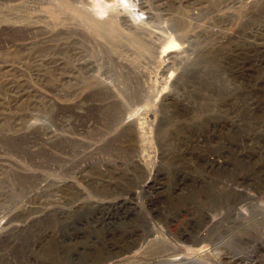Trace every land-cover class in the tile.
Returning <instances> with one entry per match:
<instances>
[{"label":"rangeland","instance_id":"obj_1","mask_svg":"<svg viewBox=\"0 0 264 264\" xmlns=\"http://www.w3.org/2000/svg\"><path fill=\"white\" fill-rule=\"evenodd\" d=\"M103 24L115 33L98 34ZM237 81L264 90V0H0V264H160L196 254L195 264H264V223L253 216L264 207V180L247 189L227 183L252 204L237 208L239 226L225 233L220 228L235 212L212 208L210 197L193 198L205 165L180 166L169 155L184 145L179 132L211 119L232 130L223 140L216 129L204 146H192L194 155L229 154L225 141L248 134L264 138V127L236 129L243 115L232 107L214 111ZM217 91L220 100L208 104ZM116 104L124 125L101 141ZM186 109L193 112L183 115ZM128 126L144 154L130 178L126 163L116 167L117 155L94 153L119 145L111 139ZM246 144L239 147L249 161L238 171L260 176L264 154ZM43 164L50 168L42 172ZM106 168L121 177L94 175ZM178 174L189 180L180 201ZM47 184L68 192L42 195L38 186ZM116 204L121 210L102 222ZM138 234L144 239L123 247ZM106 245L113 256L97 247Z\"/></svg>","mask_w":264,"mask_h":264},{"label":"bare ground","instance_id":"obj_2","mask_svg":"<svg viewBox=\"0 0 264 264\" xmlns=\"http://www.w3.org/2000/svg\"><path fill=\"white\" fill-rule=\"evenodd\" d=\"M246 1H250V0H246ZM241 2V1H240ZM242 2H244V0H242ZM255 11V10H254ZM253 11V12H254ZM258 11V10H257ZM29 28V27H28ZM107 28H109L107 30ZM109 32L110 35L113 31V33H115L114 30H112V28L110 27V24H103V27L101 28H97L96 32L98 34L100 33H106ZM250 31V30H249ZM256 32V31H255ZM263 32V31H262ZM117 33V32H116ZM109 35V34H108ZM109 35V36H110ZM169 36H171L170 34H168ZM240 35V34H239ZM114 37V36H113ZM246 37V36H245ZM173 47V46H172ZM169 47V48H172ZM168 52H172V50L168 51ZM246 58V57H245ZM230 59V58H229ZM247 59V58H246ZM235 60V59H234ZM249 60V59H248ZM262 60V59H261ZM222 61V60H221ZM229 64V63H228ZM243 64V63H242ZM220 66V65H218ZM257 67V66H256ZM252 68V67H251ZM215 69V68H214ZM240 69V68H239ZM261 69V68H260ZM241 70V69H240ZM236 71V70H235ZM238 71V70H237ZM210 72V71H207ZM254 74V73H253ZM252 76V74H251ZM221 78V77H220ZM242 78V77H241ZM198 79V78H197ZM220 80V79H219ZM236 80V79H235ZM234 80V81H235ZM198 81V80H197ZM200 81V80H199ZM209 82V81H208ZM237 87L234 88H229V98H225L222 100L221 104L218 106V104L216 106H218V111L214 109L215 113L220 115V113H222V110H226V108L228 107H232V109H235L234 113L236 116H241L243 115L242 120H240L241 122L237 125L236 129H244L246 130V132H252V131H258L259 129H262L264 127V90L263 89H258V90H254V89H248L247 86L244 85L243 81L238 82L237 81ZM179 85V84H178ZM200 85V84H199ZM244 85V86H243ZM201 86V85H200ZM203 86V85H202ZM207 87V86H205ZM217 87V86H216ZM231 87V85H230ZM256 87V86H255ZM196 88V87H195ZM263 88V87H262ZM210 89V88H209ZM191 90V89H190ZM220 91V90H218ZM217 91V92H218ZM220 93H213L209 96V100H208V104L210 102H212L213 104V100H220ZM204 95V94H203ZM206 95V94H205ZM204 98V97H203ZM175 99V98H174ZM187 102V101H186ZM170 103V102H169ZM118 104H116L117 106ZM114 108L117 110H115L112 113V118L109 120V122L107 123L108 126L105 127V131L102 133H99L97 135V137L101 138V141H104L107 139V137L109 136V134H111L112 132H114V130L116 131V129L123 127L124 123H123V119L121 120V109L118 105V108L114 106ZM185 110V109H184ZM232 110V111H233ZM231 111V112H232ZM192 109H186V111L183 112V115L188 116L190 113H192ZM126 114V113H125ZM233 114V112H232ZM206 116V115H205ZM201 117V116H200ZM214 117V116H213ZM234 117V116H233ZM188 118V117H187ZM207 118V117H206ZM221 118V120H220ZM217 118L218 122L222 121L223 118L220 117ZM174 119V118H173ZM216 119V118H215ZM199 120V119H198ZM130 121V120H129ZM238 121V119H237ZM131 122V121H130ZM129 122V123H130ZM224 122V121H223ZM223 122H219L215 125V120L211 119L208 121H204V127L200 128V126L198 125H192L190 128L184 129L185 132L184 134L182 132H177L178 136H181V134L183 135L182 138H180L181 142L184 143V145L179 146L178 151L175 153L170 154L169 152H163V159L166 158V154L169 153L170 155V159L176 161L177 163H179V165H188V163L193 162L194 164H204L205 168L207 169V173H206V177L197 182V190H196V195L193 198H202V196L204 197H210L212 198L214 204H210V206L212 208H216V209H223L228 211V214H231L232 211L235 212V214H233L231 216V219L229 221V223L224 226V228H220L221 231H225V233L228 232H233L232 229H236L239 224L237 223L236 218H240V216L238 215L237 208L243 204H250V199L246 198L244 193H240L237 192L236 190L232 189L229 187V185L227 183H232L233 185H236L238 187L241 188H251L253 186V182L257 179L260 180H264V166L260 167V172H257L260 176H256V177H250V176H246V175H242V173H239L238 169H242L244 168L243 164L247 161H249V157H247V155L245 154V150L241 149L239 147V145H241V143H257L256 144V152L259 153L260 155L264 154V138L260 137V138H256V136L248 134L247 136H242L245 137V139H243L242 137H240L234 144L231 141L226 140L225 142L229 144L228 146V152H231L229 154H225L222 152H213L210 155H206V154H202V151H199L200 154L199 156L194 155V152L192 151V146L193 149L197 148L194 145H197L199 147L204 146L206 140L210 137V135H213V131H215L217 129V133L219 134V136L221 138H223V134L224 132H228L230 130H232V127H228L225 123ZM69 123V122H68ZM132 124V123H131ZM135 124V123H134ZM126 125V124H125ZM136 125V124H135ZM232 126V125H231ZM71 128V127H69ZM117 129V130H118ZM81 131V130H79ZM129 131V126L125 127L123 132H120V137H114L111 140L112 142H116V140L120 139L119 141V145H113L114 147H110L107 149V147L104 145V147H99L96 148L95 150V154H100L101 152H111L115 155H117V157L119 158L118 161V165L116 166L119 168V165H123L125 164L126 170L127 172H125L126 174V178H130V177H135L136 175V169L142 165V154L141 153V149L139 150L138 148V143H137V138H134L133 135H129L127 134V132ZM180 131V130H178ZM243 132V131H242ZM81 134V133H80ZM180 134V135H179ZM230 135H236V131L235 132H230L228 133ZM238 134V133H237ZM263 135V134H262ZM214 136V135H213ZM81 137V136H80ZM232 137V136H231ZM79 138V137H78ZM178 138V137H177ZM220 138V139H221ZM46 139V138H45ZM171 139V138H170ZM216 139V138H215ZM222 140V139H221ZM220 140V141H221ZM224 140V138H223ZM90 141V140H89ZM94 141H96V137L94 136ZM83 142V141H81ZM139 142V140H138ZM181 143V144H182ZM91 144V143H90ZM141 144V143H140ZM248 145V144H246ZM71 146V145H70ZM80 147V146H79ZM82 147V146H81ZM94 147V146H93ZM36 148V147H35ZM74 148V147H73ZM184 149V150H183ZM240 149V151H239ZM86 150V149H85ZM84 150V151H85ZM168 150V149H167ZM33 151V150H32ZM72 151V149H71ZM74 151V150H73ZM170 151V150H169ZM251 151V150H250ZM55 152V151H54ZM182 155L179 158V155H177L178 153H181ZM254 152V151H253ZM252 152V154H253ZM255 152V154H256ZM73 154V153H72ZM85 154V153H84ZM258 154V155H259ZM75 155V154H74ZM91 155V154H90ZM110 156V155H109ZM22 157V156H21ZM65 157V156H64ZM82 157V155H81ZM97 157V156H96ZM103 157V156H102ZM236 157L239 159V163L240 165L238 167H234L233 166V160L232 158ZM196 158V159H195ZM78 159V158H77ZM103 160V159H102ZM113 160V159H112ZM168 160V159H167ZM43 161V160H42ZM75 161V160H73ZM116 162V161H115ZM46 163V162H45ZM72 164V163H71ZM67 166V165H66ZM184 166V168L186 167ZM41 170H43L42 172H44L45 170L50 168V165L46 164V165H42L40 166ZM246 168V167H245ZM188 169V168H185ZM85 170H81L78 172V175L83 176ZM152 171V169H151ZM77 172V171H76ZM86 172V171H85ZM22 173V172H21ZM31 173V172H30ZM120 171H116L115 169H110V168H106L105 172H101L97 174H94L98 177H107L109 178L111 181L113 179H116L117 177L120 176ZM175 173V172H174ZM180 173V172H179ZM195 173V172H194ZM181 175L184 173H180ZM42 175V174H41ZM93 175V174H92ZM108 175V176H105ZM176 175V173H175ZM174 175V176H175ZM190 175V174H189ZM188 175V176H189ZM198 175V174H197ZM155 176V175H154ZM177 176V175H176ZM175 176V181L177 183V191L179 192L178 195L176 194L175 200H183L185 199L184 197H182L183 195H179V194H183V192L188 191V186H189V180L183 179L180 177V180L178 178H176ZM196 176V175H195ZM199 176V175H198ZM121 177V176H120ZM97 179V178H96ZM46 180V179H45ZM99 180V179H98ZM101 180V179H100ZM49 182V181H48ZM47 182V183H48ZM110 182V181H109ZM63 183V182H62ZM65 183V182H64ZM113 183V182H111ZM148 183V182H147ZM99 184V183H98ZM14 186V185H13ZM114 185L110 184L107 186L105 185L104 187H108L110 190H117V188H113ZM55 187V185H41L38 186V191L41 192L42 195L48 196L49 194H55L56 192H62V191H67V187L65 186V188H58L56 189L53 188ZM196 187V186H195ZM21 188V187H20ZM152 191L155 190V187H151ZM70 189V188H69ZM237 189V188H236ZM264 189V187H262V190ZM30 190V189H29ZM118 190H121V188H118ZM157 191H159V188H156ZM143 193L145 194V189L142 188ZM151 191V192H152ZM261 192V191H259ZM190 194V197L187 198L190 199L193 196V193ZM261 194V193H260ZM66 195V194H65ZM33 196V195H32ZM83 197V196H82ZM48 198V197H47ZM70 198V197H69ZM205 199V198H204ZM80 201V200H79ZM62 202V201H61ZM75 202V201H74ZM207 203V202H206ZM57 204V203H56ZM73 204V203H72ZM252 204V203H251ZM214 205V206H213ZM85 206V205H84ZM97 206V205H96ZM123 205H119L116 204L113 207H107L105 211H108L107 214L102 215L101 217V221L102 222H107L108 220L111 219V216L113 214L114 211L119 212L121 210ZM234 207V208H233ZM53 208V207H52ZM102 209V208H101ZM254 209L257 210H261V213L259 211V213H255V215H253L254 219H258L261 218L262 220H260L262 223L264 220V207L263 206H256ZM179 210V209H178ZM182 210V209H181ZM217 211V210H216ZM256 212V211H255ZM73 213V212H72ZM64 214V213H63ZM34 216V215H33ZM37 216V215H36ZM72 216V215H71ZM251 217V216H250ZM51 218H53L52 220H54V216L53 214L47 215V220H51ZM61 218V217H60ZM66 218V216H65ZM251 219V218H250ZM49 220V221H50ZM243 220V219H242ZM245 220V219H244ZM43 221V220H42ZM81 221V220H79ZM83 221V220H82ZM239 221V219H238ZM250 221V220H249ZM68 222V221H67ZM259 222V221H258ZM79 223V222H78ZM253 223V222H252ZM257 223V222H256ZM36 225V224H35ZM42 225H44V228L46 227L45 224L42 223ZM59 225V224H58ZM96 225V224H95ZM94 225V226H95ZM149 225V224H148ZM102 227V226H101ZM249 227V226H248ZM47 229V228H46ZM50 229V228H49ZM219 229V227H218ZM243 229V227L241 228ZM43 230V229H41ZM55 230V229H54ZM251 230V229H249ZM248 230V231H249ZM35 231V230H34ZM239 231V230H238ZM246 231V230H245ZM38 232V231H37ZM66 232V231H65ZM218 232V231H217ZM39 233V232H38ZM72 233V232H71ZM75 233V232H74ZM153 234L150 235V237H153L154 239V243L157 244L159 243L160 245L163 244L164 242L162 240H160V238L156 237V232L153 231ZM186 233V232H185ZM239 233V232H238ZM42 234V233H41ZM44 234V233H43ZM48 234V233H47ZM230 234V233H229ZM30 235V234H29ZM187 235V234H186ZM144 234H138L135 235L133 237H130L128 240L123 242V247H127L129 250L132 249V245L133 242L137 241V240H142ZM228 236V235H227ZM39 237V236H38ZM45 237V236H44ZM145 237V236H144ZM147 237V235H146ZM61 238V244L65 243V236L64 234L60 235ZM72 238V237H71ZM180 238V237H179ZM223 238V237H222ZM131 239V240H130ZM29 241V240H28ZM63 241V242H62ZM132 242V243H131ZM166 244V242L163 244V246ZM220 245V244H219ZM26 246V245H25ZM99 248L100 251H102L103 253H106L107 255H112V252L115 253V251L113 250V246L111 245H106V246H97ZM116 247V245H115ZM220 248V247H219ZM79 250V249H78ZM121 250V249H120ZM97 250H93L92 252H90L89 256H94L96 255L95 252ZM63 256V255H62ZM194 256V255H193ZM192 257V256H191ZM199 257L200 255L196 254V256L192 257V258H186L184 260L181 261H174V260H164L163 263L160 264H195L197 262H199ZM24 258V257H23ZM224 258V257H223ZM74 259V258H73ZM230 259V258H229ZM226 261L228 260V258L225 259ZM33 261V260H32ZM228 263L230 264V261H228ZM41 264V263H40ZM232 264V263H231ZM240 264V263H239Z\"/></svg>","mask_w":264,"mask_h":264}]
</instances>
